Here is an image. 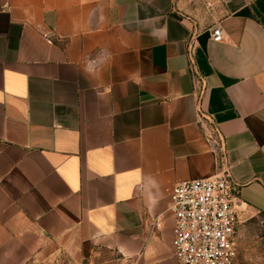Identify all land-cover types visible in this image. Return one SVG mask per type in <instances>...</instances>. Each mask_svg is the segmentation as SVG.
Returning <instances> with one entry per match:
<instances>
[{
  "label": "crops",
  "instance_id": "obj_1",
  "mask_svg": "<svg viewBox=\"0 0 264 264\" xmlns=\"http://www.w3.org/2000/svg\"><path fill=\"white\" fill-rule=\"evenodd\" d=\"M205 1L0 0V264H175L172 186L223 169L264 218V0Z\"/></svg>",
  "mask_w": 264,
  "mask_h": 264
},
{
  "label": "built area",
  "instance_id": "obj_2",
  "mask_svg": "<svg viewBox=\"0 0 264 264\" xmlns=\"http://www.w3.org/2000/svg\"><path fill=\"white\" fill-rule=\"evenodd\" d=\"M210 36L222 39L219 26ZM202 136L215 161L224 155L222 137L196 103ZM205 119V118H204ZM172 213V253L175 264H236L235 208L229 190L226 170L210 177L181 180L174 183L167 206ZM159 223L154 222L153 227Z\"/></svg>",
  "mask_w": 264,
  "mask_h": 264
},
{
  "label": "rangeland",
  "instance_id": "obj_3",
  "mask_svg": "<svg viewBox=\"0 0 264 264\" xmlns=\"http://www.w3.org/2000/svg\"><path fill=\"white\" fill-rule=\"evenodd\" d=\"M204 2H206L204 0ZM236 264H264V218L248 217L235 223ZM113 251L96 247L78 264H116ZM61 264H72L63 259Z\"/></svg>",
  "mask_w": 264,
  "mask_h": 264
}]
</instances>
